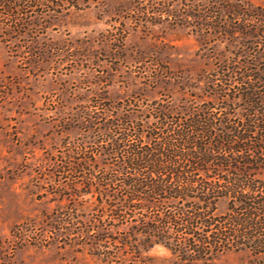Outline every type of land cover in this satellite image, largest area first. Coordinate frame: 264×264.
Wrapping results in <instances>:
<instances>
[{"label":"rangeland","instance_id":"obj_1","mask_svg":"<svg viewBox=\"0 0 264 264\" xmlns=\"http://www.w3.org/2000/svg\"><path fill=\"white\" fill-rule=\"evenodd\" d=\"M44 3L21 33L0 18V264H264L247 250L132 254L100 227L110 188L96 185L121 161L114 125H150L154 103L241 115L246 70L264 96V0ZM226 208L219 199L215 214Z\"/></svg>","mask_w":264,"mask_h":264},{"label":"trees","instance_id":"obj_2","mask_svg":"<svg viewBox=\"0 0 264 264\" xmlns=\"http://www.w3.org/2000/svg\"><path fill=\"white\" fill-rule=\"evenodd\" d=\"M45 1L0 0V18L21 33ZM240 74L241 115L229 104L171 115L154 103L150 125H114L112 146L121 161L96 185L110 188L105 219L97 220L103 230H116V246L135 254L162 245L190 261L229 251L264 255V96L251 71ZM221 198L227 208L218 215Z\"/></svg>","mask_w":264,"mask_h":264}]
</instances>
